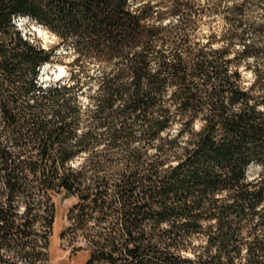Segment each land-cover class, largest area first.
Segmentation results:
<instances>
[{
    "label": "trees",
    "instance_id": "trees-1",
    "mask_svg": "<svg viewBox=\"0 0 264 264\" xmlns=\"http://www.w3.org/2000/svg\"><path fill=\"white\" fill-rule=\"evenodd\" d=\"M59 193L112 220L84 264H264V0H0V264Z\"/></svg>",
    "mask_w": 264,
    "mask_h": 264
},
{
    "label": "rangeland",
    "instance_id": "rangeland-1",
    "mask_svg": "<svg viewBox=\"0 0 264 264\" xmlns=\"http://www.w3.org/2000/svg\"><path fill=\"white\" fill-rule=\"evenodd\" d=\"M17 25L29 41L35 44L47 48L54 42L53 35L26 17H22L17 22ZM37 26L43 32H40ZM59 52H63V50L61 49ZM61 61L63 63L67 62L68 58H64ZM63 63L60 60H54L51 64L44 65L41 68L39 82L42 85H46L49 81L65 78L67 72ZM243 73L245 74V85H248L251 74L249 71H244ZM52 202L54 206L53 223L52 228L48 229V242L44 250L46 254L44 264H84L88 258L91 246L84 238V235L88 231L92 232L100 226L108 225L112 220L109 218L102 219L95 212L92 217L87 216L84 219L75 217L77 210L74 211L73 215L70 211L73 209L72 205L77 202V198L64 193L55 194L52 197ZM18 209L20 212L23 211V207H18ZM33 209L35 211L33 213L38 215L33 222V229L36 231L33 238L39 241V245H42L44 242L41 232L45 230L43 228L45 225L43 218L46 216V212L44 207H34ZM61 233H63V236H61Z\"/></svg>",
    "mask_w": 264,
    "mask_h": 264
},
{
    "label": "bare ground",
    "instance_id": "bare-ground-1",
    "mask_svg": "<svg viewBox=\"0 0 264 264\" xmlns=\"http://www.w3.org/2000/svg\"><path fill=\"white\" fill-rule=\"evenodd\" d=\"M26 18H27V17H26ZM21 19H22V18H18V19H17V22H19ZM37 27H38V26H37ZM38 30H39L40 32H43V30H41V28H39V27H38Z\"/></svg>",
    "mask_w": 264,
    "mask_h": 264
}]
</instances>
